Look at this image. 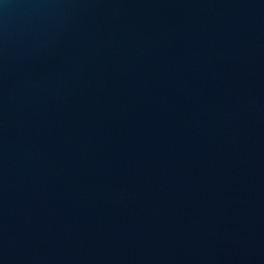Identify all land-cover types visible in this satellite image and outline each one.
I'll return each instance as SVG.
<instances>
[{
  "label": "water",
  "instance_id": "water-1",
  "mask_svg": "<svg viewBox=\"0 0 264 264\" xmlns=\"http://www.w3.org/2000/svg\"><path fill=\"white\" fill-rule=\"evenodd\" d=\"M0 264H264V0H0Z\"/></svg>",
  "mask_w": 264,
  "mask_h": 264
}]
</instances>
